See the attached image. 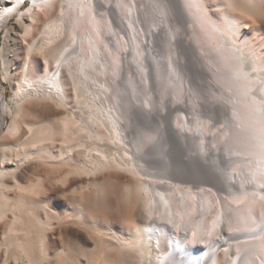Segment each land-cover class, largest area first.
<instances>
[{"label": "bare ground", "instance_id": "6f19581e", "mask_svg": "<svg viewBox=\"0 0 264 264\" xmlns=\"http://www.w3.org/2000/svg\"><path fill=\"white\" fill-rule=\"evenodd\" d=\"M26 1L0 0V30L17 16L1 48L9 82L26 44L3 132L24 134L0 145V220L12 214L0 249L15 264L79 262V249L47 247L48 226L82 223L84 200L98 204L113 182L104 177L118 172L131 177L122 197L143 219L123 231L94 224L101 243L87 264H264V4L29 0L23 10ZM42 102L55 123L23 120ZM2 105L0 95V122ZM39 150L46 158L31 155ZM30 159L57 187L81 178L65 187L71 212L28 204L33 167L17 169Z\"/></svg>", "mask_w": 264, "mask_h": 264}, {"label": "rangeland", "instance_id": "374dc122", "mask_svg": "<svg viewBox=\"0 0 264 264\" xmlns=\"http://www.w3.org/2000/svg\"><path fill=\"white\" fill-rule=\"evenodd\" d=\"M29 2H30L29 0H27L25 2L23 10H26L30 5H32V3L31 2L29 3ZM15 18H17V16L16 17L12 16L9 19L7 25L0 30V95H1V101L3 104L2 105L3 106V112H2V117H1L2 122H0V145L11 144L12 142L18 140L22 134H24V131L20 134L19 133H16L13 135H4L3 134V132L7 129V127L9 126V123L11 122V117L13 115L11 113V109L13 111L17 105L16 104L17 101H15L13 98V93H14V89H15L14 86H15V81L17 80L19 73H20V71L18 70V67L20 65V62H21L23 56H24L23 50L26 46L25 42L23 40H21L20 50L18 51V55L16 56V64L10 65L9 71L11 72L12 81L9 82L7 79L4 78V69H3L4 65H3V59L1 57V48L3 45L6 29L9 28L11 23L16 21ZM41 23H42V20H38V25H40ZM261 24H263L262 26H264V18L262 19ZM36 32L37 31H35L34 33L36 34ZM33 35L34 34L32 33L29 38H31ZM89 38L92 39L91 37H89ZM110 39H111V37H110ZM137 39L139 40V37H137ZM93 45H97V44L95 42H93ZM115 45H116V43H115ZM125 59L128 60V57L126 56ZM33 60H34L35 64L38 63L39 65L42 62L39 55L34 56ZM7 105L9 106L10 110L6 108ZM33 109L34 110H33L31 115L30 114L22 115L23 120H28V121H32V122H36V123H41V121L42 122H45V121L50 122L52 120V123H53V121L55 123L56 119H54L55 118L54 115L57 113V110H55V108H53L51 104H46V102L44 104L42 102V103H39V105L34 106ZM63 111L61 109V112H63ZM0 158H1V153H0ZM14 159H16V157H14ZM10 161L13 162V160H10ZM13 163H15V161ZM18 163H19L20 169L18 166L17 170L20 173L24 174V176L27 174V173L25 174V172L23 171L24 168L27 166H29L30 168L33 167L32 173L30 172L25 177H23V180H27V178L28 179L30 178L29 181L32 184H34L31 191H28L25 194L26 200L30 206L35 207L34 204H39V206L41 207V206H44V204H45L49 208L53 209L54 211L56 210L57 213L60 215H64L68 212H71V211H69V210H71V208H70L71 204H70V201L68 199V197H70V195H69L70 193L68 192V189L66 190L65 187L69 188L71 185H73L77 181L81 180V178L73 177L70 181V185L68 184V186L67 185L61 186V188H60V187H57L58 185L53 184V182L51 181L50 178H51L52 174L46 173V171H45L46 166L44 164L40 163L39 161H37L36 159H32V160L30 159V160H27V161H24L21 163L18 162ZM21 169H23V170H21ZM109 173H108L109 174L108 176H106L107 172H105V175L103 173L102 175L99 174V175H96V177H94V178H100V179L112 177L113 182H110L111 179L109 182L106 181L107 182V183H105L106 191H104L105 194L102 197L104 199L100 198V200L97 201L98 204L97 203L95 204V203H93L87 199L84 200L83 204L87 210H85L86 212L83 213V216L85 214L84 218L85 217L86 218L85 219L83 218L84 220L82 219V223H80L81 220L78 222H74V223H73V221H67V223L66 222H63V223L59 222L60 224L58 223L56 225L57 221L53 220V223L51 221V223L53 224L54 227L50 226L51 224H49L48 229H47V234L53 233V236L51 234L50 235L48 234V236L50 237V238L49 237L48 238H49V240H51V242L48 241L47 247L51 246V244H52L51 247H48L49 249L55 248L57 251H59L60 250L59 248H61V249L64 248L63 245L68 246V247L65 246V248H64V249L68 248L67 250H65L66 252L72 251V248L73 249L75 248V250L79 249L77 252L79 253L80 258L78 257L79 262L78 261L77 262L79 264H81V262H84V263L86 262V264H87L88 263L87 259H88V257H90L89 255H91V253L93 254V252H96L95 249H98L100 247V243H101V240L99 243L100 238H98V236L95 233H93V225L94 224L97 223L98 226H100L102 228L111 227V228L123 231V230L127 229V227L131 226L134 222H138V221L143 219L142 213H141L142 211H141V208H139L140 207L139 204L137 205V203H135V202H134L135 204L132 202H131V204H129L127 202L125 204V201L122 197L123 195H122L121 184L124 182L130 181L131 177L129 175H127L126 173H118V172H109ZM103 175L106 177L103 178ZM12 189L13 188L7 190L6 192L8 194H11L12 196H14V194L18 195L20 193L19 191L15 190V189L12 190ZM63 189L65 190L64 192H63ZM60 191L62 193L61 195H63V196L67 195V197L65 196L66 198H63V196L60 195ZM64 199H65L66 203L64 202ZM67 201H69L68 204H67ZM40 207H35V210L37 211V209L39 208L38 209L39 211H37V212H40V210L41 209L44 210V208L46 206H44V208H42V207L40 208ZM11 216H12L11 212L8 211L6 216H5L6 218L3 217L2 220H0L1 221L0 222V228L1 227L3 228L5 221L9 220ZM4 219H6V220H4ZM86 225L87 226L89 225L90 228L92 229V231L89 229V226L87 227ZM49 228H52V229H49ZM92 233H93V235H92ZM1 239H2V235H1ZM52 240H53V242H52ZM55 241H56V243H54ZM54 245H56V247ZM70 247H71V249H70ZM3 248H5V247L2 246L0 249V264H15L14 263L15 262L14 257L9 253H7V254L4 253ZM52 249L49 251H52ZM109 254L111 255L112 258L115 257V255L112 251H110ZM52 258H53V256H49L46 259H44L40 264H50L54 260V258L53 259ZM20 261L21 260H19L16 263L20 264L21 263ZM77 262L75 264H77ZM129 264H136V262H134V260H133Z\"/></svg>", "mask_w": 264, "mask_h": 264}, {"label": "snow or ice", "instance_id": "6c2138e0", "mask_svg": "<svg viewBox=\"0 0 264 264\" xmlns=\"http://www.w3.org/2000/svg\"><path fill=\"white\" fill-rule=\"evenodd\" d=\"M260 4H264V0H229L228 6L229 7H239L241 10L247 11V10L255 9ZM189 7H192V5L190 4ZM179 22L182 24V26H186L182 18ZM189 47H191V43H189ZM124 51L128 52L129 50L126 48ZM31 155L46 158L43 150L33 152L31 153ZM261 199H264V197H261ZM81 264H83V262H81Z\"/></svg>", "mask_w": 264, "mask_h": 264}]
</instances>
